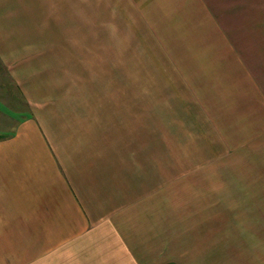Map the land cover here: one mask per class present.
Returning <instances> with one entry per match:
<instances>
[{"label":"crops","instance_id":"obj_1","mask_svg":"<svg viewBox=\"0 0 264 264\" xmlns=\"http://www.w3.org/2000/svg\"><path fill=\"white\" fill-rule=\"evenodd\" d=\"M134 21L161 38L166 78L126 83L116 62L104 71L107 62H92L104 49L95 38L131 35L116 22ZM0 70L29 109L13 107L19 118L0 133V264L251 259L244 224L216 222L213 231L208 222L138 219L170 184L165 169L200 181L232 133L249 124L264 133V0H0ZM144 182L153 191L139 197Z\"/></svg>","mask_w":264,"mask_h":264},{"label":"rangeland","instance_id":"obj_2","mask_svg":"<svg viewBox=\"0 0 264 264\" xmlns=\"http://www.w3.org/2000/svg\"><path fill=\"white\" fill-rule=\"evenodd\" d=\"M116 23L117 28H122L124 31L132 32V34L121 37L95 38L100 40L104 49L101 52L91 54L92 62L99 60L107 62L103 65L105 68H98V70L108 69V62L113 61L118 67V74L121 72L126 83L127 79L130 80L134 76L147 75L161 79L162 77L166 78V67L164 74L161 73L162 62L165 60L161 51V38L154 39L147 36L146 22H123L122 26L119 22ZM111 28H114L113 25ZM157 40L160 43H157ZM172 56H174L172 57L173 60L178 59V55L176 56L175 53H172ZM138 63L140 66L144 64L146 67L149 66L148 64H153L154 68H134V65L139 67ZM99 64L98 66H100ZM98 70L94 69V71ZM1 71L0 133L1 129H7L11 126L10 121L14 120L12 116L19 118V115L14 111H20L24 115L29 113L27 104L20 100L16 101L17 97L12 95V93L18 95V93L10 91L8 86L2 83L10 77ZM146 72L148 74H144ZM179 75L178 68L168 70V76L171 79V93H176L177 96L180 90L181 92L184 90L179 83ZM127 88L129 89L127 90ZM132 92L134 93V85L132 89V85L125 86L124 84V94ZM180 101L178 99L172 103H180ZM13 107H16L14 111L12 110ZM259 127L249 124V126L243 127L246 130L244 133L236 132L232 133L234 136L230 135L233 141H231L228 149L220 147L218 150H213V153L218 154V160L221 164L210 166V173H206L200 181H198L200 177L195 182L180 181L179 173H177L178 175L172 173L178 171L165 169V173L171 172L170 184L166 182L162 184L160 187L163 189L154 184L155 187H158L157 189H160L162 195L150 197L154 200L151 205L140 210V221L138 219V222L140 224L152 223V226L162 222H170L171 224L175 222H203L204 227L208 222L209 224L213 223V231L216 230V222L220 223L218 227L225 226V224L230 225L231 222H235L236 226L244 224L247 227L244 234L249 236L250 245L255 247V252L250 254L251 259L249 261L235 260L233 264H264V133L255 131ZM151 139L153 145L161 147V142ZM211 151L210 149H203L202 154L210 156ZM161 167L163 166L160 165ZM179 167L182 171L185 170V165L180 164ZM151 179L153 178L149 177L147 181L151 182ZM150 182L140 183L143 191H139V197L149 195L153 191L149 188ZM145 248L146 244L143 245V250L140 252L145 253Z\"/></svg>","mask_w":264,"mask_h":264}]
</instances>
